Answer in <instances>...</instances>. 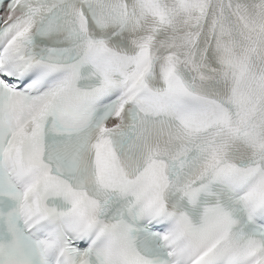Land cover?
Masks as SVG:
<instances>
[{"label":"snow or ice","instance_id":"snow-or-ice-1","mask_svg":"<svg viewBox=\"0 0 264 264\" xmlns=\"http://www.w3.org/2000/svg\"><path fill=\"white\" fill-rule=\"evenodd\" d=\"M0 264H264V0H0Z\"/></svg>","mask_w":264,"mask_h":264}]
</instances>
